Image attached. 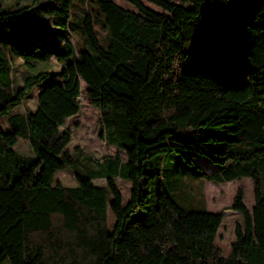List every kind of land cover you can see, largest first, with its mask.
<instances>
[{
  "label": "trees",
  "instance_id": "16d2710c",
  "mask_svg": "<svg viewBox=\"0 0 264 264\" xmlns=\"http://www.w3.org/2000/svg\"><path fill=\"white\" fill-rule=\"evenodd\" d=\"M126 1L134 9L117 0H0V264H264V0H146L161 10ZM53 57L61 79L41 90L36 110L16 112L50 76L19 85L17 60L34 67ZM82 81L100 110V135L126 160L94 164L67 149L72 132L63 127L81 112ZM20 138L31 156L15 150ZM172 153L220 164L222 175L203 172L210 179H254L252 207L243 191L235 198L243 223L230 256L217 242L225 212L186 210L165 188ZM62 170L78 184L55 182ZM118 177L132 182L127 204Z\"/></svg>",
  "mask_w": 264,
  "mask_h": 264
},
{
  "label": "rangeland",
  "instance_id": "374dc122",
  "mask_svg": "<svg viewBox=\"0 0 264 264\" xmlns=\"http://www.w3.org/2000/svg\"><path fill=\"white\" fill-rule=\"evenodd\" d=\"M16 0H3L4 3H12ZM28 2L30 0H21ZM78 0V4H79ZM146 1V0H145ZM176 3H184V0H173ZM122 6L134 9L133 4L126 0H117ZM146 3L155 10H161L158 5L146 1ZM91 8L94 7L90 5ZM79 10L87 8V4L81 2L78 6ZM100 12L98 9L95 11ZM217 12L214 5L211 6V13L215 15ZM104 19V15L98 18L97 27L101 35L108 30H101V22L99 19ZM76 20V18H74ZM81 30L76 28L73 31V36L77 41V47L82 48L84 38ZM72 58V57H70ZM68 58V60H70ZM34 62H32L33 64ZM62 65L56 58H52L48 62H36L35 66L25 63L24 60L18 59L15 64V77L19 85L24 83L25 77L36 75L41 71L50 72V76L41 84H38L32 91L30 98L24 102L22 106L16 108V112H23L26 108L32 110L37 109V100L41 90L52 83L60 80ZM82 96L79 101L82 104L81 112L67 119L63 129H70L72 132V141L67 149L75 152L78 149L82 150L87 156L91 157L92 162H100L106 157L120 155L123 159H127L125 152L120 150L115 145H109L106 139L100 135L101 114L97 106L90 102L86 95L87 85L82 81ZM3 125L8 128L6 119H3ZM15 150L25 156L33 154L30 142L24 138H20L15 145ZM222 166L213 162L210 158L198 155L193 164L183 162L178 154H170L163 163L162 178L163 183L171 197L181 207L189 211L208 210L213 212L224 211L225 217L222 226L219 230L217 242L223 249L225 256H230L231 246L236 240L235 227L239 223H243V217L235 211V198L240 191L244 193V202L251 208L255 201V181L249 176H239L231 181L220 182L218 179H210L207 174H219ZM259 177L264 190V170L259 168ZM62 182L69 186H76L78 180L73 170H62L55 175V182ZM97 184H106V179H96ZM117 185L123 193V202L127 204L131 197L132 182L125 177L116 179ZM116 223L115 214L109 210L108 227L113 230Z\"/></svg>",
  "mask_w": 264,
  "mask_h": 264
},
{
  "label": "crops",
  "instance_id": "0c3cea01",
  "mask_svg": "<svg viewBox=\"0 0 264 264\" xmlns=\"http://www.w3.org/2000/svg\"><path fill=\"white\" fill-rule=\"evenodd\" d=\"M223 168V167H222ZM222 168H220V170H222ZM237 213H238V211L237 210H235ZM239 214V213H238Z\"/></svg>",
  "mask_w": 264,
  "mask_h": 264
},
{
  "label": "built area",
  "instance_id": "2783aa9c",
  "mask_svg": "<svg viewBox=\"0 0 264 264\" xmlns=\"http://www.w3.org/2000/svg\"><path fill=\"white\" fill-rule=\"evenodd\" d=\"M82 96V95H81ZM80 98V97H79Z\"/></svg>",
  "mask_w": 264,
  "mask_h": 264
}]
</instances>
